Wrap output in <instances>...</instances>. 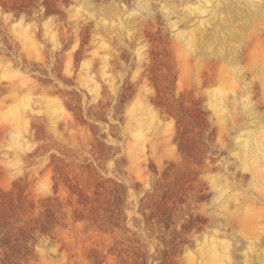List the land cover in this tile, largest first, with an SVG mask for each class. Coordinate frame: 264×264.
<instances>
[{
	"label": "rangeland",
	"instance_id": "1",
	"mask_svg": "<svg viewBox=\"0 0 264 264\" xmlns=\"http://www.w3.org/2000/svg\"><path fill=\"white\" fill-rule=\"evenodd\" d=\"M263 258L264 0H0V264Z\"/></svg>",
	"mask_w": 264,
	"mask_h": 264
},
{
	"label": "bare ground",
	"instance_id": "2",
	"mask_svg": "<svg viewBox=\"0 0 264 264\" xmlns=\"http://www.w3.org/2000/svg\"><path fill=\"white\" fill-rule=\"evenodd\" d=\"M232 71V70H231ZM234 80V79H233ZM244 143V142H243ZM249 143V142H248ZM252 144V143H251ZM244 145V144H243ZM246 146V145H245ZM250 146V145H249ZM242 147V146H241ZM247 148H248V145H247ZM252 149V148H251ZM243 150V149H242ZM245 150V149H244ZM247 150V149H246ZM245 152H248V151H245ZM263 257V256H262ZM264 259V258H263Z\"/></svg>",
	"mask_w": 264,
	"mask_h": 264
}]
</instances>
